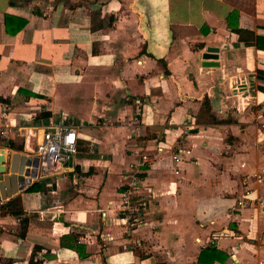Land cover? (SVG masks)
Instances as JSON below:
<instances>
[{
  "label": "crops",
  "instance_id": "1",
  "mask_svg": "<svg viewBox=\"0 0 264 264\" xmlns=\"http://www.w3.org/2000/svg\"><path fill=\"white\" fill-rule=\"evenodd\" d=\"M50 121L78 154L0 192V264H198L208 247L264 264V0H0L11 168ZM144 155L130 229L120 193Z\"/></svg>",
  "mask_w": 264,
  "mask_h": 264
},
{
  "label": "built area",
  "instance_id": "2",
  "mask_svg": "<svg viewBox=\"0 0 264 264\" xmlns=\"http://www.w3.org/2000/svg\"><path fill=\"white\" fill-rule=\"evenodd\" d=\"M6 117L7 113L4 112ZM5 131L1 130L0 134L5 135ZM78 154V134L76 128L66 124H57L50 121L41 129V137L37 141L36 158H38L37 176H49L67 172L70 164ZM147 156H142V162L139 169L134 168L126 177V183L123 185L124 190L120 193L121 210L129 216L130 229L138 227L140 224L139 211L141 203L134 201L135 190L141 183L140 173L141 167ZM176 165L181 162V157H174ZM179 168L176 174H179ZM30 181V180H29ZM261 208H264V200L258 199ZM234 263H237L235 254L232 255Z\"/></svg>",
  "mask_w": 264,
  "mask_h": 264
},
{
  "label": "water",
  "instance_id": "3",
  "mask_svg": "<svg viewBox=\"0 0 264 264\" xmlns=\"http://www.w3.org/2000/svg\"><path fill=\"white\" fill-rule=\"evenodd\" d=\"M216 50L209 51V54L204 55V59H218V55L214 54ZM204 66H217L218 64L215 62H204ZM18 156H15L13 159H17ZM12 160L11 156H9L5 151L0 153V192L3 193L4 190L9 187L15 186V183H20V188L24 189L26 185V178H36L37 176V167H38V158H35L33 161L29 162L30 169L24 171L20 169L19 171L15 170V165L11 168L10 163ZM29 183V180H27Z\"/></svg>",
  "mask_w": 264,
  "mask_h": 264
},
{
  "label": "trees",
  "instance_id": "4",
  "mask_svg": "<svg viewBox=\"0 0 264 264\" xmlns=\"http://www.w3.org/2000/svg\"><path fill=\"white\" fill-rule=\"evenodd\" d=\"M33 188L34 186L31 189ZM20 204H21L20 199H15L3 205V208L13 209L14 210L13 214L19 217L23 214L22 208L20 206L19 208L17 207ZM26 232H27V224L24 223V221H22L21 236H25ZM227 259L228 256L223 252L219 251L216 247H208L201 252L198 259V264H215L216 262L224 263Z\"/></svg>",
  "mask_w": 264,
  "mask_h": 264
}]
</instances>
